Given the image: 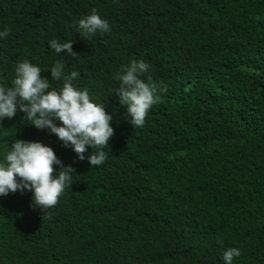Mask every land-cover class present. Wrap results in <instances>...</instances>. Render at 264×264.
<instances>
[{"label": "trees", "instance_id": "obj_1", "mask_svg": "<svg viewBox=\"0 0 264 264\" xmlns=\"http://www.w3.org/2000/svg\"><path fill=\"white\" fill-rule=\"evenodd\" d=\"M93 9L111 31L85 37L77 21ZM9 28L0 85L27 60L59 90L61 61L114 135L92 167L98 149L81 161L22 112L0 121V162L22 140L75 170L44 220L32 192L0 197V264H225L229 248L241 252L233 264H264V0H0ZM54 39L78 56L56 54ZM133 59L159 87L140 128L115 93Z\"/></svg>", "mask_w": 264, "mask_h": 264}, {"label": "clouds", "instance_id": "obj_2", "mask_svg": "<svg viewBox=\"0 0 264 264\" xmlns=\"http://www.w3.org/2000/svg\"><path fill=\"white\" fill-rule=\"evenodd\" d=\"M77 24L78 31L85 37L111 31L108 21L101 18L96 9L79 19ZM10 32V28L0 32V38H6ZM49 44L58 55L66 50L70 56H78L71 41L60 43L54 39ZM150 71L151 65L145 60L133 59L116 76L120 83L115 93L120 97V104L126 106L136 128L143 127L148 112L159 101V87L149 75ZM50 72L54 80L63 81L59 90L52 89L50 81L42 78L39 66L27 60L18 62L12 86L0 85V121L22 112L23 119L31 126L38 130L49 129L65 147L70 146L81 161L86 159L89 147L98 149L87 156V160L92 167L102 165L108 158L102 149L109 147L114 135L113 116L107 113L103 104L92 102L87 89L74 86L79 72L66 74L65 64L61 61H57ZM57 165L60 166L58 172ZM73 172L71 166L63 165L51 147L40 142L17 140L0 162V197L18 191L32 192L33 204L46 213L44 220L49 209L58 204L70 186ZM240 255L239 249L229 248L223 253V260L225 264H233L234 257Z\"/></svg>", "mask_w": 264, "mask_h": 264}]
</instances>
